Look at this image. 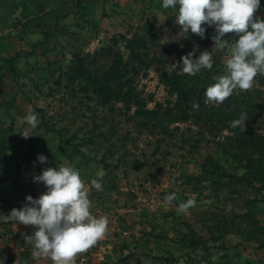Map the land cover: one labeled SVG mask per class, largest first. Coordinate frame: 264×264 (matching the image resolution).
I'll return each instance as SVG.
<instances>
[{"label": "rangeland", "instance_id": "1", "mask_svg": "<svg viewBox=\"0 0 264 264\" xmlns=\"http://www.w3.org/2000/svg\"><path fill=\"white\" fill-rule=\"evenodd\" d=\"M161 3L85 0L86 15L75 0H0V214L23 207L26 196L38 198L46 188L34 177L63 164L80 171L91 214L109 221L105 238L75 264H264V174L244 169L187 124L161 121L146 130L132 110L88 100L65 75L74 54L93 53L118 34L156 33L160 27V40H178L183 31L177 10ZM260 5L256 15L264 19V0ZM226 39L225 49H207L224 66L236 37ZM179 57L173 50L172 58ZM139 87L173 118V98L153 68ZM29 106L43 127L30 130L23 121ZM101 168L106 175L98 191L91 181ZM172 193L176 200L169 206L164 198ZM189 198L196 207L178 215L175 206ZM33 231L0 221V257H16L10 248L17 244L34 250L21 235ZM48 264L54 262L49 258Z\"/></svg>", "mask_w": 264, "mask_h": 264}, {"label": "clouds", "instance_id": "2", "mask_svg": "<svg viewBox=\"0 0 264 264\" xmlns=\"http://www.w3.org/2000/svg\"><path fill=\"white\" fill-rule=\"evenodd\" d=\"M162 7L177 10L175 22L185 33V38L191 31L203 39V25L212 27L215 32L211 36L212 50L225 49L229 46L226 37H236L231 46V56L225 61V74L215 76L216 82L204 91L206 105L222 104L233 94L251 91L256 77L264 75V19L256 15L261 7L260 0H162ZM212 50L202 51L195 59L193 52L182 56V72L195 76L202 69L210 70L214 63ZM191 107L199 110L198 103ZM247 119L246 113L241 114L230 122V127L239 128L244 133ZM23 121L30 130L36 129L40 122L31 106ZM30 130L25 132L24 138L32 135ZM253 158L258 159L259 155L255 154ZM38 160L46 163L47 158L40 155ZM105 175L101 168L91 186L102 191ZM34 180L41 182L46 191L36 199L26 196L27 204L20 209L13 208L8 215L0 214V221L34 229L31 235L21 233L24 242L33 245L34 256L49 257L54 264H75L79 254L88 252L105 238L109 230L108 218H96L91 214L89 189L78 169L63 164L48 167ZM164 200L169 206H174L176 193L167 195ZM175 207L178 215L187 214L196 207V200L189 198ZM4 259L6 257H0V264Z\"/></svg>", "mask_w": 264, "mask_h": 264}, {"label": "trees", "instance_id": "3", "mask_svg": "<svg viewBox=\"0 0 264 264\" xmlns=\"http://www.w3.org/2000/svg\"><path fill=\"white\" fill-rule=\"evenodd\" d=\"M84 2L75 0V7L80 11L84 8L87 15ZM203 27L204 39H209V44L200 42L201 38L191 31L187 38L183 33L178 40H174L177 43L160 40L158 35L164 34L160 27L156 33L142 35L126 32L115 35L93 53L74 54L65 75L68 82L77 84L75 89L88 100L95 99L102 106L119 103L127 111L132 110L133 116L140 120L139 126L146 130L161 127L158 125L161 121L187 124L189 130L195 129L202 139L208 137L215 140L217 151L241 163L244 169L264 174V75L256 77L251 91L233 94L222 104L206 105L204 91L216 82L213 79L215 76L225 74V66L214 58L210 70L202 69L197 75L189 76L182 72L180 59L189 52L200 54L213 45L211 36L215 34L214 29L208 25ZM180 45L184 46L180 48ZM173 50L180 55L177 60L172 58ZM17 58L18 54L10 58L8 63H13ZM151 68L156 72L166 94L173 98V118H168L163 105L139 87V81L148 77ZM11 71L13 75L14 71ZM193 103L199 104L198 111L192 109ZM36 111L41 112L39 109ZM245 113L248 116L246 131L241 133L239 128H231L230 122ZM43 126L39 124L38 128ZM255 154L259 155L258 159L253 158ZM221 175L254 188L253 182L249 180L226 172Z\"/></svg>", "mask_w": 264, "mask_h": 264}, {"label": "crops", "instance_id": "4", "mask_svg": "<svg viewBox=\"0 0 264 264\" xmlns=\"http://www.w3.org/2000/svg\"><path fill=\"white\" fill-rule=\"evenodd\" d=\"M153 2H155V0H153ZM159 6L162 7V3ZM12 249L17 251V256L14 257L15 253H12L8 260L7 255H5L4 257H6L5 260L8 261V264H48L49 257L34 256V250H31L30 247L25 250V247L17 244L16 249L11 246L10 250Z\"/></svg>", "mask_w": 264, "mask_h": 264}, {"label": "built area", "instance_id": "5", "mask_svg": "<svg viewBox=\"0 0 264 264\" xmlns=\"http://www.w3.org/2000/svg\"><path fill=\"white\" fill-rule=\"evenodd\" d=\"M81 264H89L88 260L87 259H82V262Z\"/></svg>", "mask_w": 264, "mask_h": 264}]
</instances>
